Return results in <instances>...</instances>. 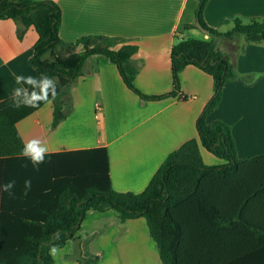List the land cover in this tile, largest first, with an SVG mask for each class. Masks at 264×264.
Wrapping results in <instances>:
<instances>
[{"label": "trees", "instance_id": "16d2710c", "mask_svg": "<svg viewBox=\"0 0 264 264\" xmlns=\"http://www.w3.org/2000/svg\"><path fill=\"white\" fill-rule=\"evenodd\" d=\"M208 2L199 0L195 16L209 37H177L171 50L173 91L148 95L135 85L139 67L133 56L138 46L124 44L116 50L121 39L101 36L66 43L59 36L62 11L55 1L0 0V20L15 22L19 40L31 27L38 34L30 62L56 83L57 95L54 100L49 97L52 128L72 112V86L94 56L115 64L124 84L142 101L178 96L179 73L190 65L211 75L214 85V94L196 121L198 138L172 151L140 193L113 188L106 147L45 154V162L35 170L21 156L25 143L17 123L45 103L19 109L12 100L0 104V185L15 181L14 195L0 192V264H54L49 255L53 244L62 248L69 240H78L76 234L89 211L109 210L118 212L121 222L146 220L161 264H264V152L239 158L231 126L207 120L219 106L225 84L242 77L216 40L243 37L247 43L264 44V17H237L230 21L233 27L222 32L204 20ZM190 29L197 27L183 26V31ZM79 45L81 51L64 57ZM200 146L225 163L207 165ZM26 180H31L27 195ZM99 260L82 255L78 263Z\"/></svg>", "mask_w": 264, "mask_h": 264}, {"label": "crops", "instance_id": "0c3cea01", "mask_svg": "<svg viewBox=\"0 0 264 264\" xmlns=\"http://www.w3.org/2000/svg\"><path fill=\"white\" fill-rule=\"evenodd\" d=\"M53 1L62 11V41L75 43L83 37L101 36L121 39L116 50L124 44L136 45L133 59L139 71L135 85L148 95L173 91L172 46L177 37L185 36V24L196 23L198 0ZM237 17L262 19L264 0H209L204 10L205 22L222 32L230 30V21ZM37 40L33 27L19 40L15 22L0 20V104L11 101L14 88L21 87L13 73L42 76L30 62ZM216 42L242 77L225 84L222 100L207 120L231 126L239 158L259 155L264 152V44H250L243 37H221ZM81 50L82 46H74L64 57ZM179 80L178 96L142 101L124 84L115 64L94 56L72 86L73 110L64 121L52 128L50 100L19 121L17 128L24 143L38 139L47 147L46 154L106 147L113 188L140 193L172 151L198 138L196 121L214 94L212 76L195 66L184 68ZM200 151L207 165L225 163L202 146ZM76 236L78 240H69L60 248L62 257L78 243L81 255L100 258L97 264H161L144 218L121 222L114 210L89 211ZM62 264L79 263L75 259L62 260Z\"/></svg>", "mask_w": 264, "mask_h": 264}, {"label": "clouds", "instance_id": "9594fccd", "mask_svg": "<svg viewBox=\"0 0 264 264\" xmlns=\"http://www.w3.org/2000/svg\"><path fill=\"white\" fill-rule=\"evenodd\" d=\"M17 85L12 93V106L16 109L21 107H32L38 108L41 103H50L49 97L53 100L57 95L56 83L53 79L48 76H41L40 79H36L32 76L16 75L13 73ZM29 85L31 91L22 85ZM51 90V93H50ZM48 149L38 139H33L24 144L21 156L26 158L33 166L35 170H39V166L45 162V154ZM15 188V181H9L6 184L0 185V192H7L10 196L14 195L13 189ZM31 188V180L25 181V195ZM58 238V237H57ZM61 249L53 244L49 248V255L54 261L58 258Z\"/></svg>", "mask_w": 264, "mask_h": 264}, {"label": "rangeland", "instance_id": "374dc122", "mask_svg": "<svg viewBox=\"0 0 264 264\" xmlns=\"http://www.w3.org/2000/svg\"><path fill=\"white\" fill-rule=\"evenodd\" d=\"M197 2H199V0ZM197 5H198V3H197ZM204 36H205V34L197 28L194 30L185 31V36L184 37L182 36L181 38L202 39ZM136 65H138V64H136ZM76 245L77 246L74 248V250L71 253L66 254L65 257H62V255L58 253L59 256H58V258L54 264H62V260H66V261H70V262L74 261L75 259L78 260L82 256L81 255L82 252H81V248L78 245V243Z\"/></svg>", "mask_w": 264, "mask_h": 264}, {"label": "water", "instance_id": "95a60500", "mask_svg": "<svg viewBox=\"0 0 264 264\" xmlns=\"http://www.w3.org/2000/svg\"><path fill=\"white\" fill-rule=\"evenodd\" d=\"M196 25V27L199 29V30H201L204 34H209V31L208 30H206V29H204L202 26H201V24L200 23H196L195 24Z\"/></svg>", "mask_w": 264, "mask_h": 264}]
</instances>
